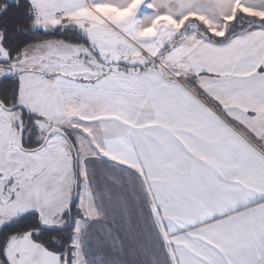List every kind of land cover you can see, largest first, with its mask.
Instances as JSON below:
<instances>
[{"label":"snow or ice","instance_id":"snow-or-ice-1","mask_svg":"<svg viewBox=\"0 0 264 264\" xmlns=\"http://www.w3.org/2000/svg\"><path fill=\"white\" fill-rule=\"evenodd\" d=\"M0 264H264V0H0Z\"/></svg>","mask_w":264,"mask_h":264}]
</instances>
